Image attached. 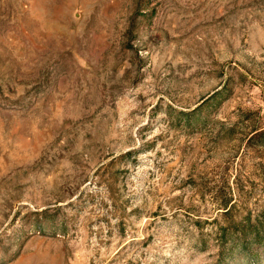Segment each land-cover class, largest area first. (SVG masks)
Masks as SVG:
<instances>
[{
	"label": "rangeland",
	"instance_id": "374dc122",
	"mask_svg": "<svg viewBox=\"0 0 264 264\" xmlns=\"http://www.w3.org/2000/svg\"><path fill=\"white\" fill-rule=\"evenodd\" d=\"M258 220L264 0H0V264H264Z\"/></svg>",
	"mask_w": 264,
	"mask_h": 264
},
{
	"label": "trees",
	"instance_id": "16d2710c",
	"mask_svg": "<svg viewBox=\"0 0 264 264\" xmlns=\"http://www.w3.org/2000/svg\"><path fill=\"white\" fill-rule=\"evenodd\" d=\"M225 211L229 210V206H225ZM258 224L261 226H264V222L262 220L257 221ZM235 225L241 224V221L234 222ZM251 226L250 228L246 227V224H243V227H240V231L236 232L235 237L237 238L236 240L242 245V246H248L253 243H260L264 244V231H260V227L257 229V223L249 224ZM203 233L200 234L199 236V244L201 246L205 245V239L202 235ZM216 238L218 241L221 243L226 242L229 239V236H227L226 232L224 230L219 231L217 233Z\"/></svg>",
	"mask_w": 264,
	"mask_h": 264
}]
</instances>
